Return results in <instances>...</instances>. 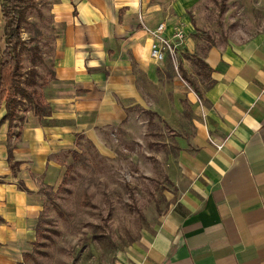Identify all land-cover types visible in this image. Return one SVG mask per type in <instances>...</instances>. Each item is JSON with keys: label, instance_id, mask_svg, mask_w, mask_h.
<instances>
[{"label": "crops", "instance_id": "0c3cea01", "mask_svg": "<svg viewBox=\"0 0 264 264\" xmlns=\"http://www.w3.org/2000/svg\"><path fill=\"white\" fill-rule=\"evenodd\" d=\"M44 2L42 31L52 37L41 57L49 73L33 88L50 115L19 108L12 126L0 124V264L31 252L38 184L57 186L63 162L83 141L103 152L106 131L145 136L149 112L170 128L154 157H165L175 199L111 264H264V12L245 38L207 43L196 36L199 0ZM161 23L165 36L183 29L178 53L195 55L200 67L193 72L186 56L179 69L200 75L197 92L152 72L174 69L149 57L142 26ZM152 82L165 107L146 102ZM5 114L1 107L0 120Z\"/></svg>", "mask_w": 264, "mask_h": 264}, {"label": "rangeland", "instance_id": "374dc122", "mask_svg": "<svg viewBox=\"0 0 264 264\" xmlns=\"http://www.w3.org/2000/svg\"><path fill=\"white\" fill-rule=\"evenodd\" d=\"M44 6V0L17 2L24 41L19 52L22 77L33 66L30 47L37 46L39 53L49 52L52 36L44 32L49 26ZM261 12L264 0H199L194 15L199 31L196 36L207 43L241 40L260 26ZM4 47L1 27L0 53ZM186 51L179 53L178 74L169 65L162 72H152L162 73L160 76L166 80L170 76L178 78L188 93L197 92L200 75L192 76L179 69L180 58L186 56L190 57L193 72L200 67L196 56ZM36 71L46 79L49 64L36 62ZM165 78L162 91L168 89ZM153 84L148 83L151 94L146 102L150 107H165V95L153 94ZM19 108L27 110L31 106L25 101ZM143 119L147 121L145 136L136 132L134 137L126 138L117 130L106 131L103 152L83 141L77 146L79 156L70 154L63 162L64 174L57 186L38 184L36 239L29 256L22 258L23 264H111L117 251L154 228L175 199L166 176L167 161L165 157L163 161L154 157V144L158 140L170 141L172 135L169 126L154 112L145 113Z\"/></svg>", "mask_w": 264, "mask_h": 264}, {"label": "trees", "instance_id": "16d2710c", "mask_svg": "<svg viewBox=\"0 0 264 264\" xmlns=\"http://www.w3.org/2000/svg\"><path fill=\"white\" fill-rule=\"evenodd\" d=\"M18 1L20 0H0L2 28L5 37V47L0 53V108L4 106L6 110L0 124L7 122L9 127L19 117L18 107L25 101L30 104L34 115L38 117L50 115L48 107L41 102L38 93L33 88L37 83L36 79H40L36 71V62L44 63L37 46L29 48L32 51V68L25 77H22L21 74L19 52L24 46V41L21 38L22 13L17 7ZM29 88L32 89L29 90ZM70 154L72 157L79 156L75 151ZM22 190L26 191L24 187ZM28 256L25 254L23 258L26 259ZM18 264H23V262Z\"/></svg>", "mask_w": 264, "mask_h": 264}, {"label": "built area", "instance_id": "2783aa9c", "mask_svg": "<svg viewBox=\"0 0 264 264\" xmlns=\"http://www.w3.org/2000/svg\"><path fill=\"white\" fill-rule=\"evenodd\" d=\"M143 31L150 37L149 57L156 65H162L169 60L177 70L178 50L182 48L185 34L180 26L173 27L171 36H165V25L163 23L151 29L142 26ZM220 148L221 146H217Z\"/></svg>", "mask_w": 264, "mask_h": 264}]
</instances>
